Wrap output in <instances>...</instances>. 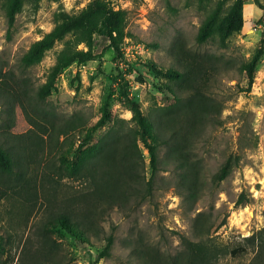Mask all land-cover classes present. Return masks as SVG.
<instances>
[{
	"label": "rangeland",
	"instance_id": "374dc122",
	"mask_svg": "<svg viewBox=\"0 0 264 264\" xmlns=\"http://www.w3.org/2000/svg\"><path fill=\"white\" fill-rule=\"evenodd\" d=\"M90 1L22 0L10 25L4 0H0V142L10 134H27L33 128L32 119L46 126L55 123L57 128L73 119L74 130L60 136L69 144L84 136V128L98 122L104 108L129 121V98L139 102L145 116L158 117L160 108L175 103L176 85L164 71L180 68L175 55L180 43L191 51L220 57L226 64L215 71L204 90L208 107L192 139L193 160L200 162L197 196L189 198L180 188L175 163L167 155L168 147L162 146L152 197L112 210L102 223L103 233L89 242L55 229L56 248L50 264H142L138 248L172 258L184 251L182 236L204 247H222L226 253L218 264H248L252 252L238 256L232 251L264 226V0H243L244 26L227 38L225 47L220 46L218 33L204 44L196 37L214 7L222 6L225 16L236 0H108L115 10L126 12L120 54L99 37L95 59L65 68L50 94L40 100L37 93L48 81L62 43L57 42L39 64L28 68L21 63L23 55L52 30L56 14L77 13ZM79 49L88 48L82 43ZM246 66H254L251 87ZM108 128L95 131V143ZM49 137L44 135L45 149L39 151V163L31 166V170L36 166L39 179L57 154L48 147ZM10 141L15 143L12 137ZM140 148L144 169L141 163L139 175L149 179L150 155L141 143ZM17 150L23 158L27 155ZM230 156L235 161L232 172L215 184L214 175ZM81 187L76 180L63 179L58 197H70ZM242 193L248 201L238 206ZM47 206L44 192L28 202L14 196L0 202V233L10 235L9 256L0 257V264L3 260L10 264L30 261L37 244L28 239L53 211ZM203 221L206 231L202 235ZM112 232L111 256L99 258L104 238Z\"/></svg>",
	"mask_w": 264,
	"mask_h": 264
},
{
	"label": "trees",
	"instance_id": "16d2710c",
	"mask_svg": "<svg viewBox=\"0 0 264 264\" xmlns=\"http://www.w3.org/2000/svg\"><path fill=\"white\" fill-rule=\"evenodd\" d=\"M4 6L12 25L16 14L21 10L22 0H4ZM243 7L244 1L236 0L225 16L221 15L222 6L214 7L199 27L197 42L204 44L218 33L219 44L225 47L227 38L244 26ZM125 26L126 12L115 10L108 0H91L77 13L56 14L52 30L35 41L21 59L26 68L37 65L57 42L62 43L48 81L37 93L38 98L43 100L50 94L55 87L56 77L65 68L77 61L95 59L94 51L99 37L105 38L108 41L107 47L120 54ZM82 43L87 50L79 49ZM175 55L180 68L164 71V75L176 85L175 103L160 108L158 117L145 116L139 102L129 98L127 102L132 113L129 121L113 116L104 108L98 122L84 128V136L71 140L69 144L66 143V138L61 141L60 136L66 137L74 130L76 122H72L73 119H68L61 128H57L55 123L46 126L39 120L32 119L30 123L33 128L27 134H10L0 142V202L10 196L28 202L44 192L47 208L58 210L57 213L50 211L49 216L38 223L34 234L28 239L37 244L35 253L30 256L29 262L27 259L20 263L50 264L56 248L53 238L55 229H61L82 242H89L92 236L98 237L103 233L102 223L112 210L127 208L136 199H139V204L151 198L162 146L168 147L167 155L175 163L180 188L186 191L189 198L197 196L200 162L193 160L192 139L202 127L208 107L204 90L215 71L226 62L212 54L191 51L182 43L176 47ZM243 69L248 71V85L251 87L254 82V66ZM11 105L12 103L9 104ZM105 125L109 126L108 130L95 143V131ZM48 134V147L55 148L57 154L48 161L47 169L39 179L36 166L32 170L31 166L39 163L37 157L39 151L45 149L44 135ZM11 137L14 144L10 141ZM140 143L150 155L152 172L149 179L145 175H139L141 163L144 169ZM18 148L27 152L24 158L19 155ZM234 164L235 161L230 156L214 175L215 184L230 175ZM63 179L76 180L82 187L72 196L60 199L58 193ZM247 201V196L242 193L236 204L243 205ZM200 230L202 235L206 231L204 221L200 223ZM9 236L0 233L1 259L3 255L9 256ZM104 240L99 258L111 256L114 233L107 235ZM182 243L184 251L176 257L161 256L151 248H138L136 255L142 264H218L220 257L226 253L222 247H204L185 236H182ZM249 252L253 256L248 264H264V226L255 234L245 237L243 246L233 250L232 254L239 256ZM1 264L10 262L3 260Z\"/></svg>",
	"mask_w": 264,
	"mask_h": 264
}]
</instances>
